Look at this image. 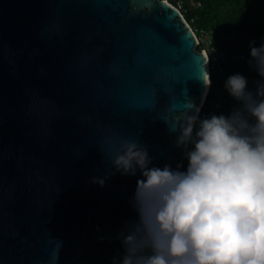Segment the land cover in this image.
Returning a JSON list of instances; mask_svg holds the SVG:
<instances>
[{
	"label": "water",
	"instance_id": "95a60500",
	"mask_svg": "<svg viewBox=\"0 0 264 264\" xmlns=\"http://www.w3.org/2000/svg\"><path fill=\"white\" fill-rule=\"evenodd\" d=\"M171 0H0V264H75L181 169L211 85ZM264 264V159L213 244Z\"/></svg>",
	"mask_w": 264,
	"mask_h": 264
},
{
	"label": "rangeland",
	"instance_id": "374dc122",
	"mask_svg": "<svg viewBox=\"0 0 264 264\" xmlns=\"http://www.w3.org/2000/svg\"><path fill=\"white\" fill-rule=\"evenodd\" d=\"M186 2L197 6L195 0H177L183 9ZM194 30L201 48L216 45L210 32ZM227 38L243 41L236 32ZM243 61L240 78L231 86L228 81L225 83L232 88L231 95L221 96L222 89L218 87L221 95L211 103L216 121L206 141L195 146L193 165H198L201 179L184 177L183 186L172 184L166 197L174 196L178 207L158 223L150 205L139 213L128 212V220L139 227L135 239L138 251L119 264H191L196 259L208 262L216 258L214 252L202 254L203 248L214 240L211 223L226 222L228 195L235 184L238 165L264 137V89L252 76L250 58ZM221 100L229 106V118L225 120L221 119ZM96 256L95 249L86 252L75 264H98L94 262Z\"/></svg>",
	"mask_w": 264,
	"mask_h": 264
},
{
	"label": "trees",
	"instance_id": "16d2710c",
	"mask_svg": "<svg viewBox=\"0 0 264 264\" xmlns=\"http://www.w3.org/2000/svg\"><path fill=\"white\" fill-rule=\"evenodd\" d=\"M177 4V0H171ZM201 2L200 5L190 6L185 3L182 9L191 25L197 29L210 32L216 45L225 47L229 51V60L225 65V74L219 75L211 73L210 90L199 112L192 128L187 154L184 163L177 176L173 178V184L184 185V177L194 178L199 181L202 173L198 165H193L196 159L195 146L206 141L211 133L212 126L216 121L213 114L207 115L211 109L213 98L230 96L233 85L242 74L244 58H250V69L253 78L260 83L264 89V0H195ZM237 33L243 38L241 42H232L227 36ZM221 38V42L217 40ZM228 81L230 86H226ZM219 87V89H218ZM221 119L229 118V106L221 100L219 104ZM264 159V137L255 145L252 152L246 154L238 165L235 176V184L228 195L227 220L231 217L235 207L241 200L249 182L255 171ZM178 207L174 196L166 197L162 202L151 207V213L156 223L162 218L168 217L169 213ZM225 223V222H224ZM224 223H211L213 232V243L203 248L202 254L213 253V244L217 233ZM139 232L137 224L133 225L132 231L127 237L117 240L102 239L94 242L97 256L94 259L98 264H119L123 260L132 258L136 251V236ZM216 258L205 262L203 259H196L191 264H218Z\"/></svg>",
	"mask_w": 264,
	"mask_h": 264
},
{
	"label": "built area",
	"instance_id": "2783aa9c",
	"mask_svg": "<svg viewBox=\"0 0 264 264\" xmlns=\"http://www.w3.org/2000/svg\"><path fill=\"white\" fill-rule=\"evenodd\" d=\"M200 4L201 2L197 1V5ZM178 7L181 8L182 6L178 5ZM203 49L207 52L208 55V65L210 73H217L219 75L225 74V65L229 60V51L225 47H221L219 45H211L210 47H204ZM211 114H213L212 109L208 111L207 115ZM169 195L170 193L167 194V196Z\"/></svg>",
	"mask_w": 264,
	"mask_h": 264
}]
</instances>
